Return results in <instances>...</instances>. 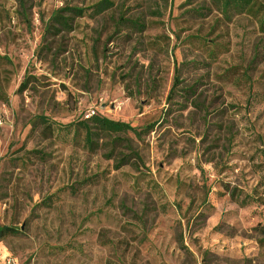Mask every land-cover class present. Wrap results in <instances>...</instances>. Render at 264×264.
<instances>
[{
  "label": "rangeland",
  "instance_id": "1",
  "mask_svg": "<svg viewBox=\"0 0 264 264\" xmlns=\"http://www.w3.org/2000/svg\"><path fill=\"white\" fill-rule=\"evenodd\" d=\"M98 1L0 0V225L18 229L0 264H264L257 19L112 0L47 30L56 9ZM93 114L135 126L121 136L139 157L109 137L88 149L77 123Z\"/></svg>",
  "mask_w": 264,
  "mask_h": 264
},
{
  "label": "trees",
  "instance_id": "2",
  "mask_svg": "<svg viewBox=\"0 0 264 264\" xmlns=\"http://www.w3.org/2000/svg\"><path fill=\"white\" fill-rule=\"evenodd\" d=\"M211 2L221 11L227 20H231L235 15L249 14L257 19L262 31H264V2L262 0H211ZM113 5L114 2L112 0H99L88 7L65 5L54 11L49 23L47 24V30L55 33L71 31L74 29L76 19L78 17L84 16L89 10H91L93 14L99 15L110 9ZM195 11H198V9H195ZM29 78L30 77H27L20 84L19 92H22L28 88ZM178 80L179 79L177 77L175 86L179 83ZM77 124V130H79L80 126L84 132V145L90 150H97L103 146L101 143L103 138H111L110 142L113 145V151H111L112 155L115 152L116 145L118 143H122L123 141L126 142L125 146L128 149H132L129 140L121 136V134L128 132L140 134V131H138L135 126H132L128 122L110 119L98 114L90 115L88 119H84ZM131 153L139 157L133 149ZM128 162H130V156H128V154H123L116 166L120 167ZM231 195L242 205L247 204L254 198L251 195H246L243 199H241V196L234 191L231 192ZM262 200V203H264V199ZM262 230L264 233V227ZM17 231L18 229L15 227L0 225V238Z\"/></svg>",
  "mask_w": 264,
  "mask_h": 264
},
{
  "label": "built area",
  "instance_id": "3",
  "mask_svg": "<svg viewBox=\"0 0 264 264\" xmlns=\"http://www.w3.org/2000/svg\"><path fill=\"white\" fill-rule=\"evenodd\" d=\"M87 116H90V115H87Z\"/></svg>",
  "mask_w": 264,
  "mask_h": 264
}]
</instances>
